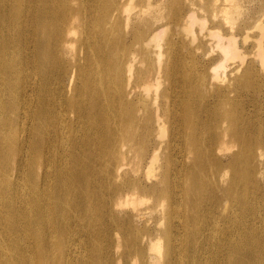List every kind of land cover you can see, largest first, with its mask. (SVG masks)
<instances>
[{"label":"bare ground","instance_id":"obj_1","mask_svg":"<svg viewBox=\"0 0 264 264\" xmlns=\"http://www.w3.org/2000/svg\"><path fill=\"white\" fill-rule=\"evenodd\" d=\"M129 5L0 0V264H264V86L237 41L260 28L264 70V12L212 27L204 82Z\"/></svg>","mask_w":264,"mask_h":264},{"label":"rangeland","instance_id":"obj_2","mask_svg":"<svg viewBox=\"0 0 264 264\" xmlns=\"http://www.w3.org/2000/svg\"><path fill=\"white\" fill-rule=\"evenodd\" d=\"M129 4H130L129 9L131 14L141 15L142 18H140L139 21H141L143 18L146 19L147 28L156 27L157 30L155 32L162 31L161 26L166 22L168 23L167 25L168 29L163 36L162 42L167 39L174 41L184 39L185 47L182 50L180 48V50L184 53V56H186V58L188 59L189 70L192 72V74L196 73V70H199L197 73L200 75V77L201 76L204 77V78L202 77L204 82L210 81L211 77L208 70H202V69L209 66L211 62L217 60L219 58L218 56H220L217 49L214 52L212 51L215 50V48L213 46L214 41L213 38L211 39L212 37L211 35H213L214 32L218 30V29H212V27L217 25L219 27V30L229 29V27L231 26H238V22L240 18L241 19L243 18L247 22V24L249 22H251L252 24L256 22L258 19H260L263 16L262 13L264 12V0H129ZM218 6L219 8H217ZM221 6L227 7L226 9L227 14L225 16H223L224 13H221V11H219ZM194 9L198 10L200 17H202L203 19L205 18L204 21L208 20L207 23L205 22L206 23L205 27L207 25L206 27L207 29L206 28L205 29L208 32L205 30L203 33L202 31H200L198 26H195V33H194L195 37L193 36L195 39L190 41L189 38L191 36L188 35L184 30L183 16H188L190 14H194L195 16H198V13H195L196 10ZM215 14H220L222 18L220 20L217 18L216 20H212L213 18H211V16ZM208 17L210 19H208ZM208 33H210V35ZM260 33H261L260 28L252 27L251 29L247 30L245 33L247 35L246 41H244V37L246 36L245 34L243 36L237 37V41L241 48V51L246 54L245 58L247 63L249 65L251 64L249 68H251L252 70L247 72L249 78L246 81H244L245 90H247L251 94H252V90L258 89L260 85L264 86V82L259 81V77L257 76L258 71L261 75H264V70H262L263 66L261 64V59L259 58L258 50L257 48L254 47L256 38L259 36ZM143 41H144L143 37L138 40L140 46H143ZM139 58L140 59L146 58V55L143 54ZM165 61L166 59L163 60L164 62L163 69H165L167 65L165 64ZM141 65H142L141 66L142 69L146 71V68L144 66L145 62L144 65L143 62ZM167 68L168 71L170 72L173 67L171 65H167ZM211 82L221 83V81L218 82L216 80H211ZM224 83H221L220 85H224ZM167 86H168V82L163 83L160 87V90L163 89L164 87L166 88ZM263 100L264 97L262 95L258 97V102H261ZM257 107H262V105H259L257 103ZM235 108L236 106L234 105H231L230 107L231 110H234ZM251 108L253 109L254 107L252 106ZM169 135H170V129L168 127V129H166L162 134L158 135V138H161V141H166L168 140ZM226 149L228 148L223 147V150ZM259 155L261 156L262 159H264V153H259ZM174 160H177V156H175ZM175 163L176 161L167 162L166 164L168 166L174 167ZM258 193L260 192L258 191ZM132 196L134 199L136 198V195H132ZM179 207L180 209L178 207H174L178 209L174 210V212L172 211V213L177 214L180 210L184 209L182 205H180ZM131 208H132L131 206H128V209ZM187 210L189 209L187 208ZM199 210L201 209L199 208ZM149 212L152 214H156V211H149ZM218 213H220V211Z\"/></svg>","mask_w":264,"mask_h":264}]
</instances>
